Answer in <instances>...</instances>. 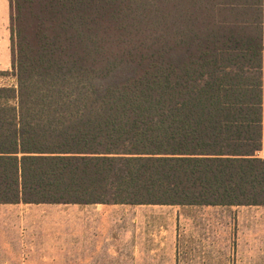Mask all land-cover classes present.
<instances>
[{
    "label": "trees",
    "instance_id": "trees-1",
    "mask_svg": "<svg viewBox=\"0 0 264 264\" xmlns=\"http://www.w3.org/2000/svg\"><path fill=\"white\" fill-rule=\"evenodd\" d=\"M9 12L0 203L264 206V0Z\"/></svg>",
    "mask_w": 264,
    "mask_h": 264
},
{
    "label": "rangeland",
    "instance_id": "rangeland-1",
    "mask_svg": "<svg viewBox=\"0 0 264 264\" xmlns=\"http://www.w3.org/2000/svg\"><path fill=\"white\" fill-rule=\"evenodd\" d=\"M9 13V0H0V72L12 70ZM14 82L10 74L0 75L1 85ZM258 155L264 157V142ZM130 213L123 216L113 258L105 242V264H264V206L151 205ZM61 243L43 240L18 254L0 249V264H64V257H50L56 246L64 254ZM38 248L42 256L34 257Z\"/></svg>",
    "mask_w": 264,
    "mask_h": 264
},
{
    "label": "crops",
    "instance_id": "crops-1",
    "mask_svg": "<svg viewBox=\"0 0 264 264\" xmlns=\"http://www.w3.org/2000/svg\"><path fill=\"white\" fill-rule=\"evenodd\" d=\"M263 138L264 123L262 147ZM137 206H151V204L24 203L22 201L0 203V249H11L18 254V250L24 247H32L37 242L50 240L60 242V246L63 245L61 242H64V254L60 246L54 247L51 249L53 252H50V257L51 255L58 257V259L64 257V264H105V257L107 256L105 242H109L108 246L113 251L108 254V257L113 258L114 242L121 240L123 216L130 218V208ZM39 249L33 253L34 257L42 256ZM25 263L29 264L30 262L26 261Z\"/></svg>",
    "mask_w": 264,
    "mask_h": 264
}]
</instances>
